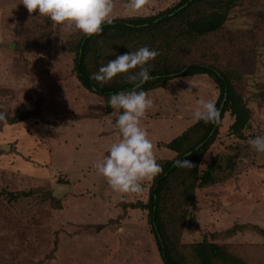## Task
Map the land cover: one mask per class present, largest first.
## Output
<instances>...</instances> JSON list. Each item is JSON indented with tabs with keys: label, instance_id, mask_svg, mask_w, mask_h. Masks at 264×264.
Segmentation results:
<instances>
[{
	"label": "rangeland",
	"instance_id": "1",
	"mask_svg": "<svg viewBox=\"0 0 264 264\" xmlns=\"http://www.w3.org/2000/svg\"><path fill=\"white\" fill-rule=\"evenodd\" d=\"M176 1L163 0L167 7ZM21 2L0 0V111L7 114L6 121H11L15 111L30 109H39L40 117L0 126V264H161L146 212L142 210L129 208L126 219L108 224L99 232L81 229L83 224L106 223L121 213L118 204L110 209L100 195L87 194L94 191L93 181L102 182L100 174L98 180L94 172L89 177L84 174L85 178L75 183L81 173L95 165L94 159L98 158L93 155H98V147L108 145L109 138L114 142L117 138L109 132L113 127L109 118L99 114L102 104L78 89L72 69L74 54L63 51L80 32L29 13ZM112 2L111 16L115 17L119 14L115 10L125 11L123 15L149 10L156 0H145L136 11L128 7V0ZM35 20L49 23V36L40 35L39 30L45 34V28L30 26ZM23 39L32 47L27 55L28 46L21 49ZM180 51L186 62L201 61L230 71L234 89L250 111L247 133L264 135V0H238L219 31L203 36L187 52ZM202 84L208 89L207 82ZM192 86L186 88L187 93L199 85ZM209 98L215 99L213 95ZM180 103L177 99L174 105L181 106ZM79 108L105 118L85 117L63 121L60 126L52 124L61 116L70 118ZM230 119L224 115L223 131ZM217 150L212 152L218 153ZM250 151L256 158L252 162L256 168H251L239 183L229 178L239 167L227 175L226 154L220 151L219 157L214 158L216 166L210 171L215 183L196 187L193 204L177 197L181 189L171 187L163 194L164 230L173 235L175 245H189L187 259L193 261V245L201 241L215 242L246 258L261 251L256 245L264 236V153ZM62 152L67 158L63 166L74 178L73 191L59 200L50 196V189L56 179L66 178L64 169L53 167L60 163ZM51 153H58L57 162H51ZM81 161L85 166L79 165ZM210 162L204 159L201 169L207 170ZM23 191H29V196L12 199L11 194ZM83 198L98 199L99 204ZM138 198L145 201L144 195ZM72 204H76L77 218L61 221L64 216L60 210L65 211Z\"/></svg>",
	"mask_w": 264,
	"mask_h": 264
},
{
	"label": "trees",
	"instance_id": "2",
	"mask_svg": "<svg viewBox=\"0 0 264 264\" xmlns=\"http://www.w3.org/2000/svg\"><path fill=\"white\" fill-rule=\"evenodd\" d=\"M237 1L177 0L167 7L163 0H156L149 10L140 13L123 15L125 11L115 10L119 14L112 17L111 24H104L100 33L91 36L79 33L77 36V32L75 38L72 37L67 47L63 49L74 54L72 69L79 85L78 89H81L86 96L93 98L99 105L102 104L103 110L99 114L109 118L112 125L115 124L120 110L108 105L109 96L113 93L132 90L135 85L128 80V74L125 73L117 75L101 87L91 78L92 73L98 71L101 65L114 60L117 55L136 51L140 47L147 46L159 53L154 60L149 61L151 65L149 72L154 79L149 80L137 90L145 91L153 100V105L141 119L140 126L147 130L149 139L152 141L154 156L163 170L153 180H144L143 191L137 193L132 200L125 197L117 203L116 200L108 198L105 202L106 206L111 209L112 205L118 204L120 214L109 218L106 223L83 224L81 229H94L95 232H99L104 226L117 224L126 219L129 208L139 209L146 212V221L150 226V233L161 264H262L264 262L262 252L264 247L261 246L264 243L262 241L264 236L262 239L259 237L261 244L256 245L261 251L248 255L250 263L246 257L240 255V252L237 255L232 254L229 248L208 241L193 245L194 254L191 261L187 259L186 252V247L188 248L189 245H180L178 242L175 245L173 235L166 232L163 226V194L171 187L174 190L181 189L176 193L177 197H184L190 205L193 204L196 187H211V184L215 183L210 171L216 166L214 158L219 157L220 151L226 154L227 175L234 173L239 167V170L229 177L235 183L243 180L242 178L252 170L251 168H256L252 165L256 158L249 153L253 149L249 142L255 137V133H247L250 128V111L234 89L232 73L201 61L186 62L184 57L180 56L182 52L180 50L187 52L188 48L196 44L203 36L219 31L228 11L236 5ZM210 8L213 10L209 11ZM40 23L35 20V23L31 22L30 26L45 28V34L38 29L39 33L43 37L49 36L50 30L47 27L49 23L43 20H40ZM29 45H31L30 42L26 45L25 40H22L21 49L28 46L26 55L32 52V47ZM131 71L137 72L139 69ZM202 82L204 84L207 82L208 89L201 87ZM193 84L199 85V89L196 87L195 91L187 93L186 88H193ZM212 95L215 97L214 101L209 98ZM224 97L225 100L222 102ZM177 99L181 102V106L174 105ZM201 99L210 100L216 105L220 112L218 123H205L203 120L196 121L192 118V113L199 107ZM221 103L223 105L220 108ZM175 107L179 109L175 111ZM99 114L79 108L78 112L73 113L70 118L61 116L52 124L60 126L63 121H77L85 117L105 118ZM225 114L232 119L226 121L227 128L225 127L226 131H223L221 127ZM38 117H40L39 109L15 111L11 115V121L3 122L0 126L18 123L29 118L38 119ZM109 132H112V135L115 134V140L116 138L117 141L119 140L117 129L112 127ZM108 141H110L108 145L98 147L97 156L101 159L114 143L111 138ZM216 148H219L218 153L212 152ZM255 152L253 149V154ZM241 158H245V161H240ZM177 159H186L193 167H176L174 161ZM204 159L211 161L207 170L201 169ZM93 170L96 174L98 173L95 168ZM85 177L80 175V179L75 178L77 179L75 183H80ZM249 179L255 180L253 176ZM59 181L68 182L69 178H61ZM29 193V191L15 192L11 196L16 201L20 197H28ZM139 195H144L145 201L139 199ZM65 211L59 212L64 216L60 218L61 221L71 222L72 219L77 218L76 204L68 205ZM51 253L52 251L50 256Z\"/></svg>",
	"mask_w": 264,
	"mask_h": 264
},
{
	"label": "clouds",
	"instance_id": "3",
	"mask_svg": "<svg viewBox=\"0 0 264 264\" xmlns=\"http://www.w3.org/2000/svg\"><path fill=\"white\" fill-rule=\"evenodd\" d=\"M29 13L48 18L53 24L72 27L84 36L102 31L104 24L112 23V0H22ZM145 0H128L132 11L139 10ZM159 53L149 47L119 54L92 73L91 78L101 87L119 74H128V80L135 86L132 90L113 93L108 105L120 110L113 127L118 130L119 140L112 143L107 154L94 167L104 177L110 188L117 193H139L143 181L153 180L162 172V167L153 153L152 141L146 129L140 126L141 119L153 105V100L143 90H137L149 80L151 65ZM139 69L132 72L133 69ZM220 112L210 100L199 101V107L192 113L196 121L218 123ZM7 114L0 111V122H6ZM251 147L264 153V135L250 140ZM176 167H193L186 159L174 161Z\"/></svg>",
	"mask_w": 264,
	"mask_h": 264
},
{
	"label": "crops",
	"instance_id": "4",
	"mask_svg": "<svg viewBox=\"0 0 264 264\" xmlns=\"http://www.w3.org/2000/svg\"><path fill=\"white\" fill-rule=\"evenodd\" d=\"M3 126V125H2ZM72 150V149H71ZM66 152H70V151H66ZM89 152V151H88ZM65 152H62V153H59V156H61V161H60V163H58L57 161H58V158H56V154H58V153H56V154H54V155H52V153L50 154V158H51V162L53 163H55V162H57V163H55V165L53 166V167H55V168H60V169H64L62 172H63V174L64 175H66V178H69V181L68 182H58L57 180L58 179H56V181L55 182H53L54 183V185L56 184V183H68L69 184V191H67L64 195H63V197L62 198H64V197H66V194H68V193H70L71 191H73L72 190V186H71V178L73 177V175L72 174H70L69 173V171L68 170H66L65 168H64V166H63V164H64V162L67 160V158L65 159V158H63V155L65 156V154H64ZM89 153H91L92 154V150L89 152ZM6 155V154H5ZM72 154H69L68 156H71ZM3 156H4V154H3ZM12 156V155H11ZM67 156V157H68ZM75 156H77V153L75 154ZM93 156H97V155H93ZM22 157H28V156H24V154H22ZM8 157H5V159H7ZM77 158H78V156H77ZM97 158L98 159H94V160H96V162L98 161V160H100V157L99 156H97ZM7 160H11V159H7ZM47 160H50L49 158L47 159ZM72 161V160H71ZM73 162V164H75L74 163V161H72ZM69 163V162H68ZM9 164H10V162H9ZM8 164V165H9ZM80 166H85V164H83V161H81V163L79 164ZM87 167H89V166H87ZM81 168V167H80ZM82 168H84L85 170L86 169H88V168H85V167H82ZM93 168H94V164H93V166L92 167H90L88 170H86V171H84V173H81V176H83L84 174L86 175L87 174V177H89V176H92V175H94V170H93ZM93 170V171H92ZM65 171V172H64ZM94 172V173H93ZM70 174V175H69ZM99 174L97 173H95V176L97 177ZM101 176V175H100ZM74 178V177H73ZM100 179L102 180V182H100V183H96L95 182V184L93 183V193L92 192H90V193H87V194H91V195H93V196H96V195H100V197H103V199H104V205H106V201L108 200V198H109V200L110 199H114V200H116L117 202H119L120 200H122V199H124L125 197H128L130 200H132V198H134L135 196H137V193H126V194H122V193H117V192H114L111 188H110V186L107 184V182H106V180L104 179V177L103 176H101L100 177ZM97 180H98V177H97ZM106 182V183H105ZM53 185V186H54ZM52 186V187H53ZM51 187V188H52ZM87 192H89V190H87ZM75 194V193H74ZM86 194V195H87ZM122 195V196H121ZM59 199H61V198H59ZM86 199H89V200H92V202L93 203H95V204H99V201H98V199H91V198H86ZM85 198H83L82 200H86ZM109 202V201H108ZM101 204H103V203H101Z\"/></svg>",
	"mask_w": 264,
	"mask_h": 264
},
{
	"label": "water",
	"instance_id": "5",
	"mask_svg": "<svg viewBox=\"0 0 264 264\" xmlns=\"http://www.w3.org/2000/svg\"><path fill=\"white\" fill-rule=\"evenodd\" d=\"M225 100V97L223 98L222 102ZM223 103L220 104V108L222 107ZM7 148V146H3ZM189 154V153H187ZM69 191V184L68 183H56L51 189H50V196L53 198H62L63 195Z\"/></svg>",
	"mask_w": 264,
	"mask_h": 264
}]
</instances>
